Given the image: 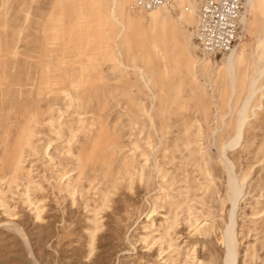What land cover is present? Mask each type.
<instances>
[{
    "label": "rangeland",
    "instance_id": "1",
    "mask_svg": "<svg viewBox=\"0 0 264 264\" xmlns=\"http://www.w3.org/2000/svg\"><path fill=\"white\" fill-rule=\"evenodd\" d=\"M172 3L0 0V264H224L226 158L236 264H264V0L233 80Z\"/></svg>",
    "mask_w": 264,
    "mask_h": 264
},
{
    "label": "bare ground",
    "instance_id": "2",
    "mask_svg": "<svg viewBox=\"0 0 264 264\" xmlns=\"http://www.w3.org/2000/svg\"><path fill=\"white\" fill-rule=\"evenodd\" d=\"M173 1V0H172ZM172 1L165 6H170V7H165L162 6L160 8H156L154 10H151L150 12H144V13H150L149 17L152 23H158L160 20L166 18V17H172L171 16V9L173 7ZM244 11L241 14V19H240V25L247 23L248 21V13L250 8L254 5L255 0H244ZM176 3L179 8L182 9V16L186 14L190 17V19L195 18L197 21V25L199 23V11L195 5L189 1V0H176ZM202 4V3H201ZM171 8V9H170ZM140 11V10H139ZM143 12V11H140ZM197 27V26H196ZM195 32L196 29L193 33H189L188 35V42L190 43L191 47L194 49H200L199 45L197 46L194 43V38H195ZM241 34V32H240ZM239 34V35H240ZM241 38V36H240ZM239 39V36H238ZM201 50V49H200ZM205 55V60L204 62H207V65L210 64V61L206 58L207 54ZM208 60V61H207ZM243 62V54L239 50V48L232 49L229 53H226L225 61H224V68L226 70L227 75L233 80V72L235 70L236 65L240 64ZM264 74V69L263 71H260V75L262 76ZM256 80H254L251 83V89H250V94L241 109L239 115H238V128L236 132V137L228 144V148H233L236 146V144L240 140L241 132L243 130V127L247 121V108L248 105L252 99V97L255 95V85H256ZM225 164H226V171H227V176H228V185L230 189V203H231V210L229 215L231 216L229 220V224L225 230V232L222 234L221 240L224 241L225 244V251H226V257H225V262L224 264H236V243L237 241V236L234 234V229L235 228V213L237 209V203L241 197L242 194V188L238 185L236 182V175L233 173V165L232 163L226 158L225 159Z\"/></svg>",
    "mask_w": 264,
    "mask_h": 264
},
{
    "label": "built area",
    "instance_id": "3",
    "mask_svg": "<svg viewBox=\"0 0 264 264\" xmlns=\"http://www.w3.org/2000/svg\"><path fill=\"white\" fill-rule=\"evenodd\" d=\"M136 10L150 12L172 0H132ZM244 0H203L199 11L195 42L204 54L229 53L237 44Z\"/></svg>",
    "mask_w": 264,
    "mask_h": 264
}]
</instances>
